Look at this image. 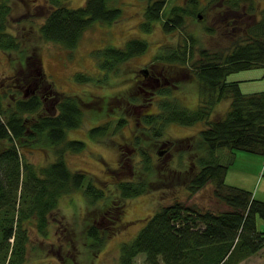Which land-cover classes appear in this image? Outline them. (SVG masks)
I'll return each mask as SVG.
<instances>
[{"label":"trees","instance_id":"trees-1","mask_svg":"<svg viewBox=\"0 0 264 264\" xmlns=\"http://www.w3.org/2000/svg\"><path fill=\"white\" fill-rule=\"evenodd\" d=\"M11 1L0 0V51L18 52L22 56L23 36L7 29ZM65 1L44 0V21L33 29L40 40L69 50L77 46L94 23L110 25L122 15L120 8L111 7L108 0H85L76 8L68 7ZM213 1L183 0V4L167 6L168 0H147L141 23L144 32H149L156 21H162L166 31L179 29L182 33L178 47L162 51L154 59L164 62L173 73L176 72L173 67L182 64L180 68L187 69L196 82L198 103L195 109H189L171 97L170 89L163 87L159 91L161 98L156 101L157 111L141 114L139 129L150 140L159 141L170 124L186 127L200 124L199 142L194 148L198 152L192 161L197 170L183 174V184L190 196L211 185L212 196L228 209L212 212L178 201L161 206L147 217L130 242L121 244L117 264H135L140 254L145 255L142 264H237L264 247V227L258 230L256 226L257 218L264 223V201L255 199L246 189L225 184L227 166L216 155L219 149L227 148L264 156V91L243 93L239 81H227L231 73L255 67L264 69V5L258 9L256 0H219V5L239 16L245 9V14L259 13V17L244 26L243 33L227 48L216 51L198 48V58L194 59L197 40L185 29L186 21L197 19L199 10ZM206 30L213 32L211 28ZM146 48V41L129 39L122 47L107 45L93 53L99 71L106 78L110 72L118 73L122 63L144 53ZM19 64L23 65L22 59ZM75 79L88 82L93 77L77 72ZM5 99L6 93L0 92V264H31L32 236L49 237L51 215L61 197L81 192L88 207L98 205L106 196L87 177L86 171L71 170L67 164V153H79L86 147L83 140L68 136V132L82 126L85 116L75 97H57L53 107L56 113L37 115L29 123L27 117L42 108L38 94L13 97L7 104ZM222 100H229V107L221 116L213 117L215 106ZM124 123L120 117L113 131L109 124L94 126L88 133L92 139L101 138ZM187 139L183 138V142ZM33 145L51 147L54 159L36 166L26 157L24 149ZM142 145L137 137L134 148L141 158L143 177L137 181H117L115 190L120 199L149 193L159 187L154 185L157 178L163 186L168 182V174L179 172L171 167L157 170L155 158H159L161 151L149 152ZM169 180L167 186L175 182ZM116 207L118 214L121 210ZM106 231L102 233L94 222L88 223L83 231L86 242L91 241L87 242V249L100 250Z\"/></svg>","mask_w":264,"mask_h":264},{"label":"rangeland","instance_id":"rangeland-1","mask_svg":"<svg viewBox=\"0 0 264 264\" xmlns=\"http://www.w3.org/2000/svg\"><path fill=\"white\" fill-rule=\"evenodd\" d=\"M256 1L257 8L261 9L264 1ZM84 2L66 0L65 4L76 8ZM182 2L168 0L167 6ZM108 3L111 7L120 8L121 18L110 25L94 23L83 33L77 46L69 50L42 41L35 34L34 29L44 21V0L11 1L7 29L18 37L23 36L21 46L24 50L22 56L18 52L0 51V92L6 93L5 103H9L13 97L38 94L42 108L37 114L27 117L29 123L37 115L56 113L53 107L57 97H75L85 116L82 126L68 132V136L69 139L83 140L86 147L79 153H67V164L71 170L86 171L87 177L103 189L106 196L98 205L88 207L81 192L61 197L58 208L51 215L49 237L41 239L32 236L30 247L34 248L29 252L31 264H117L121 244L130 242L145 225L147 217L161 206L178 201L212 212L228 209L212 196L211 185L190 196L183 184V174L188 175L197 170L192 161L198 152L194 148L199 142L197 133L200 124L187 127L170 124L165 127V136L159 141L150 140L147 133L143 134L139 129L140 125L142 127L139 116L157 111L156 101L161 98L159 91L163 87L170 89L171 97L189 109L197 106V85L189 71L182 70V64H176L173 67L176 72H169L164 62L154 59L156 54L178 47L181 43V30L166 31L163 22L156 21L149 32H144L141 23L144 21L147 0H108ZM219 4V0H214L199 10L197 19L186 21L185 29L197 40L194 59L198 58V48L209 51L227 48L249 23L259 17V13L254 16L247 11L245 14V9L243 15L239 16ZM206 28H211L213 32L209 33ZM129 39L146 41V51L122 63L118 73L110 72L105 78L97 67L93 51L107 45L122 47ZM20 58L23 65L19 64ZM142 69L148 72V76L164 74V79H160L161 84L151 88ZM77 72L88 74L93 80L78 81L75 79ZM227 81H239L243 93L261 92L264 91V69L255 67L231 73ZM148 101L153 102L147 104ZM228 107L229 100L220 101L213 110V117L221 116ZM120 117L125 123L111 132ZM109 124L111 131L107 136L90 138V128ZM137 137L142 140L144 150L154 153L161 151L159 158H155L157 170H169L171 167L178 168L179 172L174 174L171 171L173 174L166 176L167 184L171 181L169 178L174 179L172 185L162 186L157 178L154 185L159 187L155 190L120 199L115 190L117 181H137L143 177L141 158L134 148ZM183 138L189 141L183 142ZM24 149L26 157L36 166L47 164L55 157L51 147L46 145H33ZM216 155L227 166L225 184L246 189L255 199L264 201L263 155L227 148L219 149ZM116 206L121 210L118 214ZM91 222L102 233L107 230L105 242L97 252L87 249L88 241L83 235L86 225ZM256 226L258 230L263 229L264 223L260 218H257ZM138 257L135 258V264L145 262L144 254ZM237 264H264V247Z\"/></svg>","mask_w":264,"mask_h":264},{"label":"flooded vegetation","instance_id":"flooded-vegetation-1","mask_svg":"<svg viewBox=\"0 0 264 264\" xmlns=\"http://www.w3.org/2000/svg\"><path fill=\"white\" fill-rule=\"evenodd\" d=\"M154 69V68H153ZM143 75L146 77V79H148V84L150 85L151 88H156L158 87L161 83H160V79H164V77L162 76V73H155L158 76H154V75H150L148 76V72L146 70H141ZM154 71V70H153ZM154 74V73H153ZM160 83V84H159ZM163 84V83H162ZM150 93H153V91H149ZM144 94L146 95L147 92H144Z\"/></svg>","mask_w":264,"mask_h":264}]
</instances>
